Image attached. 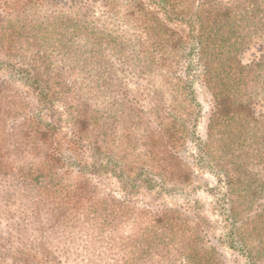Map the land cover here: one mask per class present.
Wrapping results in <instances>:
<instances>
[{"label": "trees", "instance_id": "16d2710c", "mask_svg": "<svg viewBox=\"0 0 264 264\" xmlns=\"http://www.w3.org/2000/svg\"><path fill=\"white\" fill-rule=\"evenodd\" d=\"M186 1L0 0V264H264V0Z\"/></svg>", "mask_w": 264, "mask_h": 264}, {"label": "rangeland", "instance_id": "374dc122", "mask_svg": "<svg viewBox=\"0 0 264 264\" xmlns=\"http://www.w3.org/2000/svg\"><path fill=\"white\" fill-rule=\"evenodd\" d=\"M183 2H184V0H183ZM191 4H193L191 0H187L185 2V4H184L185 9L182 10L183 14L189 15L192 13L194 7ZM171 16L174 19L173 22H171L172 27H180V26L184 27L183 21H181V20H179V18H176L175 16H173V14ZM262 55H264V33L263 32H258L257 34H255L253 37V40L249 43V45H247L246 47H243V49L241 51L236 53V57L240 60L241 63H244V64H249L253 61L259 60L260 56H262ZM13 90H15L17 92L16 88H13ZM254 90H257V94L255 96H253V98H251V104L253 105V107H256L257 110H264V92L262 91V88H260V85L257 86L256 88H254ZM201 99H202V102L204 103L205 108H204V113L201 114L202 116H201L199 125L201 127H203L204 123L206 122L207 113L210 109V103L208 101L207 94L202 93ZM3 117L4 116H2L0 114V147L1 148L3 147L4 142L8 139V137L10 135L9 124H11V122H9V124H7V122H5ZM197 173L199 176L198 178H200V179H207L209 181L214 180L213 177L205 169L197 170ZM15 204H16V202L14 203V205ZM259 204L261 206H264V194H263V198L261 199ZM3 208L7 209L8 206L6 205ZM2 216L3 215H0V217H2ZM0 222H1V220H0ZM217 233H219V231H217ZM220 249L225 254V258L227 260H230V258H229L230 253H231L230 250H227L225 247H222V246H220ZM231 259H232V257H231ZM73 261L66 260V263L69 262L70 264H81V262H80L81 257L77 258L75 260L73 258ZM227 263L230 264L231 261H229ZM234 264H237V263L234 261Z\"/></svg>", "mask_w": 264, "mask_h": 264}]
</instances>
